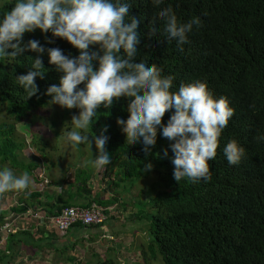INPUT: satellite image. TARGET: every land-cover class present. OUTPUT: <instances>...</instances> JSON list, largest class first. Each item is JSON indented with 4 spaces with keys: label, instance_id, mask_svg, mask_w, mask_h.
<instances>
[{
    "label": "trees",
    "instance_id": "1",
    "mask_svg": "<svg viewBox=\"0 0 264 264\" xmlns=\"http://www.w3.org/2000/svg\"><path fill=\"white\" fill-rule=\"evenodd\" d=\"M7 2L9 0H0V14L13 7V3ZM129 3V15L141 19V43L136 59H148L162 69L163 75H173V90L181 82L195 79L206 81L216 96H226L235 109L218 138L216 157L209 161L211 178L206 182L201 180L195 183L187 178L180 182L173 178L172 141L160 135L159 131L151 153L146 154L142 150V143L129 141L128 135L116 121L118 117L129 114L126 106L130 98H114L110 107L106 108L102 104L97 109L91 123L96 126L99 120L108 126V150L112 159L118 160V166L127 177H143V166L148 161L153 167H164L163 174L168 175L162 176L166 187L151 197L157 214L151 219L153 227L149 249L143 246L141 251L145 262L141 261L140 264H148L149 259L157 257L158 253L163 264H264V140L256 139L258 135L264 134V0H164L161 5H155L153 0H129ZM169 5L182 22L192 17H199L201 21L200 26L194 25L187 34L188 42L182 46V51L175 40L167 41L160 32L149 34L159 11ZM46 36L52 43L47 42ZM30 38L38 39L46 47H59L65 54H78V50L69 42L53 37L51 32L42 33L36 29L24 33V41ZM97 49L98 45L89 46L90 51ZM37 55L33 51H26L14 61L0 59V106L3 110L6 107L14 116V119L10 118L13 122H4L2 126H8L10 134L20 133L17 123L27 121L32 110L38 106L48 104L51 97L45 94L46 88L59 83L61 74L48 62L47 53H44V78H35L39 91L25 98L23 89L14 77L26 73L31 65L29 57L35 58ZM169 116L170 111H166L163 122L166 123ZM231 138L237 139L246 149L238 165L228 164L222 152L224 144ZM27 142L25 136H8L4 142L7 147L4 148L0 143V167L22 166L30 173L37 169L38 164L23 165L16 151L17 145L24 144V156H33L26 153L29 146ZM166 148L168 155L164 156ZM44 166L47 167L46 172L49 170L52 174H47L49 178L45 174L43 178L50 184L61 186L59 173H55L56 167L51 170L48 164ZM97 169L102 172V179L104 176L107 178L108 167ZM111 171L108 180L121 187L116 182L117 178L112 177L114 170ZM52 175L55 176L53 181L50 179ZM89 181L90 177H87L78 184L89 196L82 207L91 206L93 201L106 206L118 201L120 208H128L119 196L120 192H117V196L103 200L102 190L96 194V185H90ZM58 194L57 205L52 206L49 212L37 211L41 210L39 206L35 207L40 201L38 196L41 194L38 192L21 195L18 203L12 207L13 212H7L11 213L9 218L6 211L0 210V234H3L0 235V250L3 249L0 264L17 262L23 249H29L37 241L30 230H23L19 223L21 218L33 214L41 227L48 226L51 231H55L57 228L52 223V217L60 214L65 207L79 206L74 205L76 194L65 193L64 190ZM7 219L16 221L9 231L2 230ZM77 225L86 227L80 223ZM94 226L99 225L89 227ZM42 242L43 239H40ZM78 242L73 241L65 249L74 250ZM47 244L50 247L55 245L52 235L49 243L40 248ZM55 250L60 252L59 248ZM102 257L100 254L93 256L92 264H103ZM53 258L58 262L61 256L55 254ZM76 260V256H64L66 264Z\"/></svg>",
    "mask_w": 264,
    "mask_h": 264
},
{
    "label": "clouds",
    "instance_id": "2",
    "mask_svg": "<svg viewBox=\"0 0 264 264\" xmlns=\"http://www.w3.org/2000/svg\"><path fill=\"white\" fill-rule=\"evenodd\" d=\"M8 3H13V7L0 14V59L14 61L26 51L38 54L35 58L29 57L31 65L26 73L14 77L27 99L39 91L35 78H44L42 54L47 53L48 62L61 74L59 83L46 88L45 94L51 97L48 104L80 110L68 123L71 130L63 133L66 144H86L92 153L91 163L97 168L111 163V153L106 149L108 126L101 128L98 135H86L81 130L89 127L102 104L107 108L114 98L127 97L130 98L126 106L129 114L118 117L116 122L130 142L142 143V150L151 153L159 131L172 141L173 178L177 182L183 178L193 183L206 182L211 178L209 161L215 159L218 138L235 109L226 96H216L206 81L181 82L173 90V75H163L162 69L148 59H136L141 43V19L129 15V0H9ZM153 3L161 5L164 0H153ZM200 24L199 17L182 22L169 5L159 11L149 34L160 32L167 41L175 40L182 51L188 42L187 34L194 25ZM36 29L65 39L78 54L46 47L38 39L23 40L24 33ZM45 39L52 43L47 36ZM90 45H98V49L90 51ZM166 111H170V116L165 123ZM256 139L264 140V134ZM222 152L228 164L238 165L246 149L231 138ZM163 155H168L167 148ZM152 168L153 164L148 161L143 171ZM29 184L28 172L14 174L11 168L0 167V192L23 190Z\"/></svg>",
    "mask_w": 264,
    "mask_h": 264
},
{
    "label": "rangeland",
    "instance_id": "3",
    "mask_svg": "<svg viewBox=\"0 0 264 264\" xmlns=\"http://www.w3.org/2000/svg\"><path fill=\"white\" fill-rule=\"evenodd\" d=\"M1 106L0 143L3 145V147H7L4 142L6 141V139H8V136H25L27 141H30L26 143L29 145L26 148V153H28L29 155L33 154V156L25 157L24 151L22 149L25 148L26 145H17L18 147L16 151L19 154V158L22 160L23 165H28L29 163H32L33 165L38 164L40 167L45 168V172L47 170V167H45L44 164H48L51 170H53L55 166V173L63 174L62 178H66V176L70 173V181L72 177H75L79 173L77 177L81 182L87 177H90V180L94 179L95 182L98 181L96 187H94L96 189V192L100 191V189H104V186L108 183L105 180L106 176H104L103 179L101 178V176H94L95 174H97V167H95L91 163L92 153L89 151L88 146L86 144L68 145L64 142L63 139L64 131L71 130L69 125L71 122V117L73 114L79 113L80 110L78 108L73 107L69 109L61 107L58 104H45L38 106L37 108L32 110L31 116L27 121L17 123L20 133L13 132L12 134H10L9 127L2 126V124L4 122L10 124L11 122H13L10 118L14 119V116L13 114L8 112L6 107L4 110L1 109ZM97 121L98 122L96 126L92 125L91 123L87 129L81 130L82 133L86 135H98L101 128H103L105 124L99 122V120ZM106 149L108 150V141L106 143ZM93 155H95L94 145ZM105 167H108L109 174H112L111 170H114L112 177L117 178L116 182L120 183L121 187L113 183L112 180H109L110 188L116 190V192H110L107 196H104L102 192L103 199L108 200L115 195L117 196V192H120L119 196L124 203H127V205H125L127 207H131V209L132 207L135 208V217L137 218H133V216L132 218L128 219V222L125 224H112L113 227L111 230L115 233V235L119 238L124 232V234L128 235L129 237V241L126 242H131L133 243V245H130V247L126 248L127 245L123 243H115L114 249H105V256L103 255L101 261L104 262L103 264H140L141 261L145 262L143 252L141 251L143 249V246H145L146 249H149L151 242L150 232L151 228L153 227L151 219H153V216L157 214V209L155 207V204L152 202L151 197L155 195V193L159 191V189H163L166 187V181L163 177H168V175L163 174L164 167L160 166L153 167L151 170L145 171L144 176L141 178H130L123 173L122 169L118 166V160L115 158L112 159L111 163L105 165ZM46 174L51 175L52 172L48 170V173L46 172ZM122 178H124L125 180H121ZM64 181H66V179H64ZM44 182H46V179H44ZM152 186H154V188H152ZM41 187L43 190L44 186ZM0 194L7 195L8 192L3 191L0 192ZM2 202L11 205L10 209L8 210L9 212H13L12 207L17 204L15 200L11 198L7 199V197H3ZM93 203L97 204L99 207L107 209L106 205L100 202L93 201ZM116 203L119 204L120 202L118 203V201H116L115 203H111L109 206ZM131 209H129V214L131 212ZM123 214V211H121L120 213L116 211L112 213V216H110V218L117 219L118 215L120 216V218H123ZM9 217H11V215H9ZM111 219L104 225H108V223L111 222ZM104 225H99L98 227H103ZM86 233L87 232L85 230L83 234ZM125 238H127V236ZM121 239L124 240L123 237ZM3 242L5 243V240ZM104 245H106L105 242H103L102 246ZM2 250L3 249L0 250V254ZM121 251L123 253H132V255L129 254L126 258H124L125 261L127 260V262L125 263H122L121 260H119V254ZM149 254H151L150 251ZM77 258L81 259V264H92L94 261V259L89 257L88 254L85 253L84 255V253L81 252L80 255L77 256ZM34 259L35 257L32 258L27 254H23V256H19L17 262L14 261L13 264H31L32 260ZM85 259L86 262L84 263ZM74 263L75 261H71V264ZM148 264H163L162 257L158 253L157 257L149 259Z\"/></svg>",
    "mask_w": 264,
    "mask_h": 264
},
{
    "label": "crops",
    "instance_id": "4",
    "mask_svg": "<svg viewBox=\"0 0 264 264\" xmlns=\"http://www.w3.org/2000/svg\"><path fill=\"white\" fill-rule=\"evenodd\" d=\"M8 168H11L14 174H22L23 172H26L25 169H23L22 167H18V166L16 167L9 166ZM38 173H39V176H38ZM101 173L102 172L99 171V169H97V174H95L94 176L102 177ZM28 174L30 178V184L26 189H23V190L12 189V190H7L8 192L7 195L0 194V210L1 211L4 210L3 212L6 211L5 213H7L11 207V205H8L7 203L2 202L3 197L4 198L7 197V199L11 198L18 203L20 196L27 194V193L30 195H32L33 193H37V192L40 193L41 196H38V198H40V201L37 203L35 207L39 206V208L41 209L37 211H46V212H49L52 206L57 205L56 202H57V198L59 197L58 193L62 190H64L65 193H67L68 191L72 194L73 193L76 194L74 198L75 199L74 205L82 206L85 204V200L89 198L88 194L87 193L85 194L86 191L78 187V184H80V181L77 177L79 173L75 177H72L71 181L69 179L70 173L66 176V178L64 177L62 178L63 174L59 173L58 176L61 179L58 176L56 177L59 178L60 181H62L61 182L62 184L59 187L57 186L58 188L55 187V185L53 184L51 185L47 179H46V182H44L45 178H43V176L46 174V172L43 167L39 166L37 167V169H35L31 173L28 172ZM108 176L105 179L108 183L104 186V189H100L102 190L104 196H107L110 192H114V189L110 188ZM50 179L53 181L55 179V176L52 175V178ZM64 179H66V181H64ZM89 182H90V185L95 186L97 185L98 181L95 182L94 179H91ZM41 186H44L43 190ZM96 194H99V191H97ZM119 206H120V203L111 205L109 206V208L108 206H106L107 212L109 214V219L107 221L111 219L110 216H112V213L116 211L119 213L123 211L124 213L123 218H120V216L118 215L117 219H111V222L108 223V225L103 224L104 226L97 227L98 229L96 228V226L82 228L79 225H75L70 230H68V232L60 233L56 229L55 231H51L50 230L51 228L48 226L41 227L42 225L39 224V220L35 218L33 214L26 218H21L19 220V223L22 224L23 230L25 229L30 230L31 234L35 236V239H37V241L35 242V244L33 243L29 247V249H23V252H21L19 256H23V254H27L31 256L32 258L35 257V259L32 260L31 264H66L64 262L65 255L68 257H71V256L77 257L80 255V252H81V253H84V255L86 253L88 254L89 257L93 258V256L98 255V254L105 256V249H108V250H110L111 248L114 249L115 243H119V244L123 243L127 245L126 248L130 247V245L132 246L133 243L126 242V241H129L128 235H125L123 232V234L118 238L115 235V233L111 230L113 227L112 224H115V225L125 224L128 222V219L132 218L133 216H134L133 218H137L135 217L136 211L134 207H132L131 209V207H128V208L121 207L120 208ZM129 209H131L130 214H129ZM9 215H11V213H7V218L9 217ZM85 230L87 233L83 234ZM50 235L53 236V241L55 245L50 247V245L47 244L43 248H40L42 247L41 245H44L45 243H49ZM126 236L127 238H125ZM122 237L124 238V240L121 239ZM40 239H43L42 243H40ZM75 240H78L79 242L74 250L65 249L66 247H69L72 244V242ZM103 242H105L106 245L102 246ZM56 248H59L60 252H57V250H55ZM55 254H60L61 256L58 262H56L53 258V255ZM129 254L132 255L131 252L123 253L121 251L119 254V260H121L122 263L127 262V260L125 261L124 258H126ZM68 264H71V261H69ZM74 264H81V259L77 258Z\"/></svg>",
    "mask_w": 264,
    "mask_h": 264
},
{
    "label": "built area",
    "instance_id": "5",
    "mask_svg": "<svg viewBox=\"0 0 264 264\" xmlns=\"http://www.w3.org/2000/svg\"><path fill=\"white\" fill-rule=\"evenodd\" d=\"M108 215L105 208L92 203L89 207L68 206L63 208L60 214L52 217V223L58 231L66 232L73 225L81 223L83 225L100 224L107 220ZM15 220H8L2 230L9 231Z\"/></svg>",
    "mask_w": 264,
    "mask_h": 264
}]
</instances>
